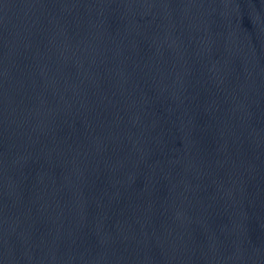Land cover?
Here are the masks:
<instances>
[{"label": "water", "instance_id": "water-1", "mask_svg": "<svg viewBox=\"0 0 264 264\" xmlns=\"http://www.w3.org/2000/svg\"><path fill=\"white\" fill-rule=\"evenodd\" d=\"M0 264H264V0H0Z\"/></svg>", "mask_w": 264, "mask_h": 264}]
</instances>
